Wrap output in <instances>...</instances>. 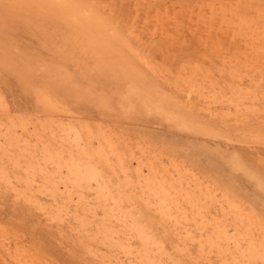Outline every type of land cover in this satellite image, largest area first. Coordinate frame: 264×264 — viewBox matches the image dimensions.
Listing matches in <instances>:
<instances>
[{
    "label": "rangeland",
    "instance_id": "374dc122",
    "mask_svg": "<svg viewBox=\"0 0 264 264\" xmlns=\"http://www.w3.org/2000/svg\"><path fill=\"white\" fill-rule=\"evenodd\" d=\"M0 264H264V0H0Z\"/></svg>",
    "mask_w": 264,
    "mask_h": 264
}]
</instances>
